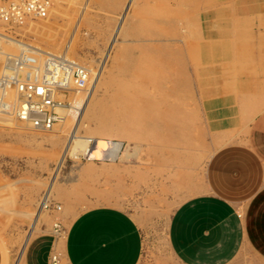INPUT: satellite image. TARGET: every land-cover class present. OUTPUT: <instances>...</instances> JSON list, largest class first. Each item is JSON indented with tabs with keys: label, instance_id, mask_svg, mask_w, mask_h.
Returning a JSON list of instances; mask_svg holds the SVG:
<instances>
[{
	"label": "rangeland",
	"instance_id": "374dc122",
	"mask_svg": "<svg viewBox=\"0 0 264 264\" xmlns=\"http://www.w3.org/2000/svg\"><path fill=\"white\" fill-rule=\"evenodd\" d=\"M50 2L43 19L0 26L2 52L6 46L11 53L0 58L17 59L33 49L64 55L87 69L88 83L59 97L63 119L48 131L0 106V264H26L35 240L65 235L88 209L132 211L137 199L128 195L144 183L145 170L153 195L181 189L176 174L186 175L193 162L202 169L216 150L207 132L208 108L214 111L209 97L240 75L249 55L241 60L240 46L256 42L229 0ZM95 79L77 135L121 144L118 159L69 153L63 160L77 125L76 100L86 101Z\"/></svg>",
	"mask_w": 264,
	"mask_h": 264
},
{
	"label": "crops",
	"instance_id": "0c3cea01",
	"mask_svg": "<svg viewBox=\"0 0 264 264\" xmlns=\"http://www.w3.org/2000/svg\"><path fill=\"white\" fill-rule=\"evenodd\" d=\"M227 3L256 42L240 46L241 60L249 54L244 69L209 97L216 150L204 167L193 162L176 174L181 189L154 195L145 170L128 195L137 199L132 211L88 209L65 235L35 240L26 264H52L53 256L58 264H264V0Z\"/></svg>",
	"mask_w": 264,
	"mask_h": 264
},
{
	"label": "built area",
	"instance_id": "2783aa9c",
	"mask_svg": "<svg viewBox=\"0 0 264 264\" xmlns=\"http://www.w3.org/2000/svg\"><path fill=\"white\" fill-rule=\"evenodd\" d=\"M51 7L50 0H0V26L23 24L27 19L47 17ZM3 29V28H2ZM0 29V54L2 42L6 41L4 31ZM41 64L36 63V57ZM14 59V65L8 66L0 77V92L15 91L14 102L6 104L3 97L1 108H12L18 119L37 130L53 129L63 119L59 112V97L72 87L84 88L88 83V71L67 56L27 51ZM9 60V58H8ZM28 70V71H27ZM21 76L22 78H20ZM56 264L57 256H53Z\"/></svg>",
	"mask_w": 264,
	"mask_h": 264
},
{
	"label": "bare ground",
	"instance_id": "6f19581e",
	"mask_svg": "<svg viewBox=\"0 0 264 264\" xmlns=\"http://www.w3.org/2000/svg\"><path fill=\"white\" fill-rule=\"evenodd\" d=\"M5 48H6V46H5ZM5 48H4V51L1 53V56H3V55L4 56L5 55L8 56V54L11 55V53H9L7 49L5 50ZM7 58L8 57H1L0 58V69L2 68V70H3L4 68H7L9 65L10 66L14 65V61L15 60L12 59V58H9V60H8ZM36 63H38V65H39V61L36 60ZM0 72L3 73L2 71H0ZM97 80L98 79H95L94 84L91 87V89L89 91V94L87 96V99H86V101L84 103H83L82 99H79V100L75 99L76 100L75 105H76L77 108L79 107L80 110L78 112L77 125H76L73 133L71 134L69 143H68V145L66 147V150H65V153L63 155V160H64L65 156L67 154H69V153L72 154V155H76V156H78L80 153H84V154L87 155L88 159H94L95 158V159H100V160H104V161L105 160H115L117 158V155H118L120 149H121V144H119V143H115V142H112V141H106V140H103V139H97V140H94V139L93 140H91V139H83V138H80L77 135V127L79 126V123L81 122V119L83 118V115L87 111V106H88L89 100L92 97V95H93V93H94V91L96 89ZM6 94L7 95L5 96L4 93L0 92V100L2 101L3 97L4 98L6 97L7 98L6 104L9 105V103L11 102L10 100L14 101V99L16 98L15 97L16 93H15V91H10V92H7ZM11 114H9V115L11 116ZM10 116H9V118H10ZM22 124H23V122H22Z\"/></svg>",
	"mask_w": 264,
	"mask_h": 264
}]
</instances>
